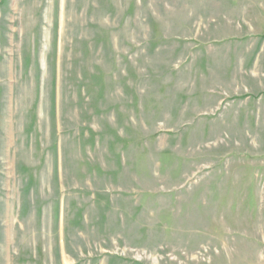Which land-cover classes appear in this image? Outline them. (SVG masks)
I'll list each match as a JSON object with an SVG mask.
<instances>
[{"label": "rangeland", "instance_id": "374dc122", "mask_svg": "<svg viewBox=\"0 0 264 264\" xmlns=\"http://www.w3.org/2000/svg\"><path fill=\"white\" fill-rule=\"evenodd\" d=\"M0 264H264V0H0Z\"/></svg>", "mask_w": 264, "mask_h": 264}, {"label": "crops", "instance_id": "0c3cea01", "mask_svg": "<svg viewBox=\"0 0 264 264\" xmlns=\"http://www.w3.org/2000/svg\"><path fill=\"white\" fill-rule=\"evenodd\" d=\"M263 249V248H262Z\"/></svg>", "mask_w": 264, "mask_h": 264}]
</instances>
